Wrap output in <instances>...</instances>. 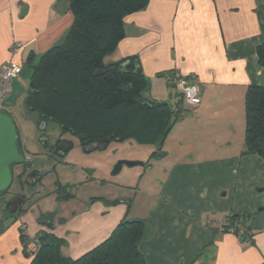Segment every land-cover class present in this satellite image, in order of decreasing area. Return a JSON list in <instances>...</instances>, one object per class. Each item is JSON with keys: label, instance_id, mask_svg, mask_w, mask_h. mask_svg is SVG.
<instances>
[{"label": "crops", "instance_id": "0c3cea01", "mask_svg": "<svg viewBox=\"0 0 264 264\" xmlns=\"http://www.w3.org/2000/svg\"><path fill=\"white\" fill-rule=\"evenodd\" d=\"M72 22L69 0H0V67L12 58L15 41L24 45L16 57L23 71L12 82L3 112L14 118L32 75L25 66L33 68L62 42ZM124 22L125 37L107 61L135 56L148 79L144 96L167 102L175 124L162 143H138L128 150L130 156H122L146 163L143 173L131 176L136 194L124 188L121 195L108 189L89 200L79 194L61 198L57 189L76 186L71 180L76 170L72 175L68 170L49 192L18 193L23 201L17 211L0 213V264H30L20 227L29 239L43 232L64 239L63 254L77 259L124 219L146 221L140 250L148 264H264V209L259 210L264 207V159L244 153L247 90L264 86L258 55L264 43V0H149ZM170 71L201 85L196 108L189 109L169 84ZM59 165L68 166L64 160ZM25 168L14 166L17 184L25 182ZM35 177L37 182L46 178L41 172ZM149 189L152 194L144 193ZM231 217L242 219L251 235L222 231L220 224Z\"/></svg>", "mask_w": 264, "mask_h": 264}, {"label": "trees", "instance_id": "16d2710c", "mask_svg": "<svg viewBox=\"0 0 264 264\" xmlns=\"http://www.w3.org/2000/svg\"><path fill=\"white\" fill-rule=\"evenodd\" d=\"M148 3L149 0H69L73 22L65 39L44 52L33 66L27 106L39 114L40 121H54L63 132L77 135L86 151L91 144L107 147L113 141L162 143L177 120L167 102L144 96L148 79L135 56L107 61L125 37L124 18L143 10ZM258 55L264 67V43L258 47ZM18 146L24 154L19 139ZM55 146L56 152L61 150L63 155L73 143L59 140ZM244 153L264 159L261 85L253 84L247 90ZM37 173L34 170L30 175ZM71 186L59 187L57 193L61 198H70L73 194L66 191ZM10 203L7 201L8 209ZM225 223L243 224L246 234L242 238L252 233L242 219L231 217ZM146 229L144 219H124L106 240L77 259L63 254L64 239L43 232L35 237L38 247L34 255L30 253V264H148L140 250ZM23 230L19 228L20 237L29 256L30 239Z\"/></svg>", "mask_w": 264, "mask_h": 264}, {"label": "rangeland", "instance_id": "374dc122", "mask_svg": "<svg viewBox=\"0 0 264 264\" xmlns=\"http://www.w3.org/2000/svg\"><path fill=\"white\" fill-rule=\"evenodd\" d=\"M25 69H30L29 71L32 74L33 68L31 65H26ZM31 76L27 82L28 85L24 86V94L20 95L19 103L16 105L13 113L19 142L26 152L27 164H21L23 167L26 165L24 172L25 182L23 185H20L14 181L9 192L0 193V213L3 215L9 214L7 201L3 202L4 199L12 202L18 193L26 194L27 196L32 194L31 196H34L41 189H43V192H49L57 186V181L59 184L61 180H64L68 170H70V175L75 170V172H79L81 175L74 173L71 180L76 182V186L72 185L69 187L66 193H71L73 196L79 194L81 200H89L92 196L101 195L108 189L113 190L115 194L118 192L120 195L124 188V190L129 191L128 193H138V188L134 187L138 184L134 183L131 185V176L132 173H143L146 169L145 167L135 166L130 168L124 166L120 173L116 175L113 173L115 165L119 160H132L122 158V156H130L131 154L128 150H131L132 146H137L138 142L134 140L113 141L108 148H97L93 151H86L81 146L77 135L63 132L60 125L54 121H40L39 114L27 106L26 95L30 87ZM59 140L73 143V148L64 156L61 151L58 154L55 150V145ZM62 160L68 165L65 169L60 165L56 167L57 163ZM82 168L85 170H82ZM34 170L41 172L46 178L42 182H37L35 180L37 177L30 175ZM147 173L149 174L150 172L147 171ZM119 184H125V187L119 186ZM144 193L152 194V191L149 189ZM34 203V201L30 202L31 205ZM36 205L37 210H43V204L40 203V199L36 202Z\"/></svg>", "mask_w": 264, "mask_h": 264}, {"label": "built area", "instance_id": "2783aa9c", "mask_svg": "<svg viewBox=\"0 0 264 264\" xmlns=\"http://www.w3.org/2000/svg\"><path fill=\"white\" fill-rule=\"evenodd\" d=\"M23 48V43L15 41L10 48L12 58L0 67V111L4 108L5 99L12 91V82L22 74L23 65L16 57L22 54ZM166 77L169 84L177 89L180 97L190 109L196 108L201 103V85L190 76H183L178 71H170ZM219 228L222 231H229L241 236L246 234V228L243 224L226 226V223L222 222ZM37 247V239H30L27 250L34 255Z\"/></svg>", "mask_w": 264, "mask_h": 264}, {"label": "water", "instance_id": "95a60500", "mask_svg": "<svg viewBox=\"0 0 264 264\" xmlns=\"http://www.w3.org/2000/svg\"><path fill=\"white\" fill-rule=\"evenodd\" d=\"M18 139L19 135L14 118L10 114L0 111V193L8 191L14 181L12 166L14 164L25 163L26 161L25 155L19 149ZM97 147L105 148L106 146L91 144L87 147V150L91 151ZM145 164L144 161L140 160H119L115 165L113 173L115 175L120 173L124 166L131 168L145 166ZM22 201V197L16 198L12 202L10 211L15 213ZM263 209L264 207H260L259 210ZM249 217L250 215H248Z\"/></svg>", "mask_w": 264, "mask_h": 264}, {"label": "flooded vegetation", "instance_id": "af4514ba", "mask_svg": "<svg viewBox=\"0 0 264 264\" xmlns=\"http://www.w3.org/2000/svg\"><path fill=\"white\" fill-rule=\"evenodd\" d=\"M18 197H20V196H16L15 199L18 198ZM10 202H11V201H10ZM12 202H13V201H12ZM12 202L10 203V208H11ZM21 204H22V203H21ZM21 204H20V205H21ZM20 205H19V206H20ZM18 208H19V207H18Z\"/></svg>", "mask_w": 264, "mask_h": 264}]
</instances>
